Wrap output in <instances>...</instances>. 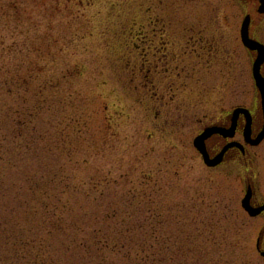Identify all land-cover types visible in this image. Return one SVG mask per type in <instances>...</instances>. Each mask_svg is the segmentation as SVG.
<instances>
[{
    "label": "rangeland",
    "instance_id": "rangeland-1",
    "mask_svg": "<svg viewBox=\"0 0 264 264\" xmlns=\"http://www.w3.org/2000/svg\"><path fill=\"white\" fill-rule=\"evenodd\" d=\"M258 8L256 0H0V104L12 100L8 90L18 94L16 107L32 130L18 135L5 125L0 171L8 177L6 163L18 153L26 166L16 175L25 182L42 175L77 212L113 210L115 231L121 224L137 230L131 216L142 218L145 242L167 260L172 255L167 264L178 263L179 250L195 264L194 255H204L202 264H264L257 250L264 217L242 207L248 183L264 201V140L249 146L251 169L233 153L208 167L193 143L238 106L251 108L262 124L256 52L241 40L250 14L252 35L264 43ZM177 51L185 54L175 61ZM19 72L31 73V83L20 80L12 91L2 77L14 80ZM29 181L30 200L38 203L42 192L30 190L38 181ZM11 210L15 216H5ZM40 211L44 225L68 213ZM26 215L21 202L0 210L3 219L30 225ZM76 225L74 232L54 229L55 264L75 262L61 247L77 244ZM35 258L31 250L15 256L18 264Z\"/></svg>",
    "mask_w": 264,
    "mask_h": 264
},
{
    "label": "trees",
    "instance_id": "trees-1",
    "mask_svg": "<svg viewBox=\"0 0 264 264\" xmlns=\"http://www.w3.org/2000/svg\"><path fill=\"white\" fill-rule=\"evenodd\" d=\"M11 46L16 48L13 44ZM30 78L31 73L20 74L19 72L14 80L10 77H2V82H9L10 90L13 91V88L19 84L20 80L25 82L23 84L28 86L31 83L28 82ZM8 94L12 95V100L5 102V104H0V132H3L5 125H8V129L11 130L13 134L22 135L25 131H32L28 128V121L23 119L26 112L16 107L19 102L18 100H20L19 95H15L9 90ZM35 109L36 111L37 109L41 111L42 106L37 104ZM5 146L6 142L2 141L0 143L1 155H4L2 152ZM6 165L9 174L8 177L0 171V210L5 211L8 208H15L18 202L24 203L25 210L27 211L26 216L30 218L31 223H29L30 225H26L21 219H19V221L18 219L8 221V219H3L4 217L0 216V250H3V254L2 252L0 254V264H18L20 258L15 259V256L20 257L26 255L30 250L33 255L36 256L33 264L57 263L52 256L53 254L57 258L60 254L58 253L60 251L57 245L58 241H56L57 234L54 229L61 232L66 230L73 231L75 229L74 225H76L78 221H80V223L76 225L75 234L77 233L80 237L77 244L73 243V245H68V247H61L63 249L66 248V250L68 248L74 255L75 262H71V264H158V260L161 261V264H167L172 259V255L168 257L169 260H167L166 256H160L158 251L154 249V246H150L145 242L144 234L141 229V223H143L142 218L131 216V219L134 220L137 225V230L129 229L121 224L122 229L115 231V228L113 227L112 229V226H110L113 222V214H115L113 210H110L113 212L111 213L112 215L108 212L105 216H100L96 208H94L95 210L88 209L84 213H79L77 212L78 208L75 209L74 206L64 201L65 198L56 196V193H54L55 188L49 185L51 181L41 179L42 175L39 178L36 176L28 178L26 182L21 178L23 175L17 176L16 174L21 171L25 165L23 155L16 153L15 156L7 161ZM1 168L4 169L0 166V169ZM13 175L16 176L14 177ZM32 179H36L38 183L30 190L32 191V189H34L35 191L36 188L37 193L42 192V196L41 194L39 195V198L42 197L41 200H38L39 202L34 204L30 200L34 195L27 190V186L30 184L29 180ZM55 184L57 186L60 183L57 182ZM2 197L6 198L7 201H4ZM12 199L15 200L13 205L11 202ZM41 207L53 212L58 211L56 215L63 211L68 213L67 216L62 214L54 217L52 220L46 221L44 225L40 223L39 219L40 215L42 219L45 220V215L40 211ZM12 212L13 210L5 216H15ZM74 220L76 221L74 222ZM147 220H151V223L154 225L152 221L155 219L153 217ZM106 221L109 222L107 225H105ZM156 231L155 229L153 230L151 237L154 241H159V235ZM19 245L23 246L22 250L19 248ZM24 247H26V249H24ZM76 249L79 250L80 256L74 253ZM47 252H49L51 259L48 257L46 260H42L41 257L44 259L46 256L44 253ZM150 252H152L153 258L148 261ZM180 252L181 250L177 252L179 258L176 256V252H174V259L178 260L177 264H195L189 261V259H193L191 253L184 251L181 254ZM194 257L199 259V261L195 260V262L200 264L205 262L203 261L204 255L199 257L194 255ZM65 258H68V256L66 255ZM22 259L25 258H21V260ZM60 264L68 263L63 258Z\"/></svg>",
    "mask_w": 264,
    "mask_h": 264
},
{
    "label": "water",
    "instance_id": "water-1",
    "mask_svg": "<svg viewBox=\"0 0 264 264\" xmlns=\"http://www.w3.org/2000/svg\"><path fill=\"white\" fill-rule=\"evenodd\" d=\"M259 1H260V6L258 8V12L261 14H264V0H259ZM250 24H251V15L248 14L242 23L241 37L246 47H248L251 51H257V56L255 58L254 65H253V74L256 80V85L260 91L261 103H262V109H263V117H264V74L262 71V67L264 65V44L251 37ZM241 113L245 114L247 121H248L247 130L245 132L246 140L256 145V144H259L264 139V121H263V128L260 134L257 136L256 139H252L251 138V124H252L251 113L248 109L237 108L233 113L234 114V117H233L234 124H233V128L231 129V131L226 132V131H223V129L219 127H211V128L206 129L202 133V135L198 136L195 139L194 143L196 147L200 150V152L202 153L204 157V161L209 166H216L220 164L223 161L225 151L227 150L228 147H231L233 144H229L223 150V152H221L214 159H211L207 151V148H206V143H205L206 140L215 133H222L225 136H228V135L232 136L234 134L235 121L237 120L238 116ZM250 199H251V194L248 193L247 196L243 199L242 205L249 212L251 216H257L264 210V205L259 206V207H254L251 205ZM262 255L264 256V251H262Z\"/></svg>",
    "mask_w": 264,
    "mask_h": 264
},
{
    "label": "flooded vegetation",
    "instance_id": "flooded-vegetation-1",
    "mask_svg": "<svg viewBox=\"0 0 264 264\" xmlns=\"http://www.w3.org/2000/svg\"><path fill=\"white\" fill-rule=\"evenodd\" d=\"M257 1V0H256ZM165 41V40H164ZM166 43V41L164 42ZM167 44V43H166ZM171 45H167V47H169ZM173 46V44H172ZM171 46V47H172ZM159 46L157 45H154L153 48H152V51H153V54L155 56L158 57V53L161 52L160 48H158ZM174 48V46H173ZM175 49V48H174ZM170 54L171 52L168 51ZM150 53V51L148 52V54ZM181 53L185 54L184 51L180 52L177 51V53H174L173 55L176 56L175 58V61L178 60V55H180ZM165 54H168V53H163L162 55H165ZM181 56H179V59H180ZM156 58L157 62L160 60L162 61L163 58ZM159 61V62H160ZM156 70L158 71L157 67H156ZM148 84V82L146 83ZM144 85H145V82H144ZM251 112H252V117H253V123H252V129H253V136H255V133L259 131L260 127H261V122L260 120L257 122V113H255L251 108H250ZM231 118H226L224 117L223 119H219V121L217 122L216 125H220V126H223V127H230L231 126ZM258 124V125H257ZM244 125H245V118L243 115H241L239 117V119L237 120V124H236V130H235V134H234V137L233 138H226L224 137L223 135L221 134H215L214 136H212L208 141H207V149L209 151L210 154H215L216 152H218L227 142L229 141H232V140H237L239 142H244V135H243V130H244ZM238 135V136H237ZM242 137V139H240ZM245 143V142H244ZM249 146L250 144H245L244 146V150L242 151L239 147L237 146H234V147H231L229 148V150L227 151L226 155H225V161L228 159V157H231V159L234 161V162H238V163H244V166L245 164L248 165V168L251 169V166H252V162L251 160L250 161H247L245 163V160L246 159H250L249 157ZM224 161V163H225ZM249 186H252V204L253 205H258L261 203H263L264 201H260L258 202L259 200L256 201V191L257 189H255V187L251 184V183H248L247 184V189ZM259 216H262L264 217V211L259 215ZM259 241V244H260V248L261 249H264V226L261 228L260 232H259V237H258V240H257V243Z\"/></svg>",
    "mask_w": 264,
    "mask_h": 264
}]
</instances>
